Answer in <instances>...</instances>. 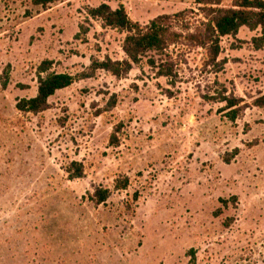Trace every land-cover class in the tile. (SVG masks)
I'll return each mask as SVG.
<instances>
[{"label": "rangeland", "instance_id": "374dc122", "mask_svg": "<svg viewBox=\"0 0 264 264\" xmlns=\"http://www.w3.org/2000/svg\"><path fill=\"white\" fill-rule=\"evenodd\" d=\"M102 4L142 26L169 17L185 37L207 22L196 0H0V264H264L260 31L223 38L220 71L183 38L125 78L98 71L46 112L17 111L37 95L44 61L78 76L126 58V34L88 15ZM151 60L172 62L177 77H159ZM226 99L240 101L235 120ZM73 162L84 178L69 179ZM97 188L110 191L105 204L92 201Z\"/></svg>", "mask_w": 264, "mask_h": 264}, {"label": "trees", "instance_id": "16d2710c", "mask_svg": "<svg viewBox=\"0 0 264 264\" xmlns=\"http://www.w3.org/2000/svg\"><path fill=\"white\" fill-rule=\"evenodd\" d=\"M57 0H32L35 6L47 9ZM225 0H196V4L204 12L207 22L199 27L196 33L184 36L173 26L171 19L166 16L152 20L148 25L142 26L134 22L128 15L124 6L113 9L108 4H102L97 8L88 9V15L93 20L100 21L105 28L120 31L126 34L123 42V51L126 58L123 61H113L105 58L103 61L92 62L89 70L78 76L52 71L53 62L44 61L38 70L37 95L33 98L22 99L16 105L17 111L25 114L39 115L50 109V99L59 91L66 90L77 81L92 79L98 71L110 73L118 79L127 77L139 65L143 57L150 53L164 54L171 46L183 38L195 43L197 46L207 49L210 63L222 69L223 63L218 61L221 55V42L223 38H235L242 29L251 32H261V37L253 39L254 47L257 50L264 48V0H232L230 6H224ZM150 65L158 70V76L164 78L177 77L175 65L168 60L158 64L155 60L149 61ZM158 64V66H157ZM2 86L6 88L8 79L2 78ZM116 97L113 96L108 111L116 104ZM227 109L232 120H235L239 109L240 101L226 99ZM255 107L264 109V94L258 97L254 103ZM117 127L112 134L111 143L118 144ZM69 179L77 180L85 176V170L81 163L73 162L68 169ZM129 186V179H119L116 184L117 190H124ZM110 191L97 188L92 195V201L98 205L105 204L110 197ZM225 202V201H224ZM223 203V200H222Z\"/></svg>", "mask_w": 264, "mask_h": 264}, {"label": "crops", "instance_id": "0c3cea01", "mask_svg": "<svg viewBox=\"0 0 264 264\" xmlns=\"http://www.w3.org/2000/svg\"><path fill=\"white\" fill-rule=\"evenodd\" d=\"M63 91V90H62Z\"/></svg>", "mask_w": 264, "mask_h": 264}]
</instances>
